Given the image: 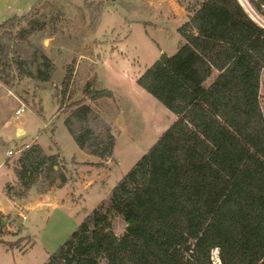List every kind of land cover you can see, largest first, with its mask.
Instances as JSON below:
<instances>
[{
  "label": "trees",
  "instance_id": "16d2710c",
  "mask_svg": "<svg viewBox=\"0 0 264 264\" xmlns=\"http://www.w3.org/2000/svg\"><path fill=\"white\" fill-rule=\"evenodd\" d=\"M198 1L178 29L176 52L162 53L136 79L175 121L115 185L106 206L87 215L44 264H264V28L239 0ZM246 2L264 17V0ZM26 15L0 24L5 84L52 78L53 64L36 41L47 18L35 8ZM86 92L91 101L108 95ZM73 105L65 125L77 146L110 157L111 127L89 104ZM60 164L58 154L26 145L13 166L20 190L11 195L41 179L64 185ZM117 215L126 225L120 235L108 225Z\"/></svg>",
  "mask_w": 264,
  "mask_h": 264
},
{
  "label": "rangeland",
  "instance_id": "374dc122",
  "mask_svg": "<svg viewBox=\"0 0 264 264\" xmlns=\"http://www.w3.org/2000/svg\"><path fill=\"white\" fill-rule=\"evenodd\" d=\"M239 1L257 19L258 12ZM198 2L0 0V24L19 11L21 17L32 8L44 13L47 24L35 40L53 64L52 78L45 82L0 80V161L7 149L15 151L0 166V264L46 263L87 215L106 206L115 185L175 121L176 115L136 79L162 53L176 52L183 42L178 29ZM68 70L71 78L61 104ZM88 87L108 95L91 101ZM77 101L89 104L99 121L111 127L114 147L107 159L81 150L66 127ZM21 103L28 109L16 115ZM32 143L47 155L58 154L67 181L59 186V180L50 184L41 179L26 194L11 195L20 190L13 166L25 144ZM108 225L117 235L126 229L119 215ZM214 261L218 263L216 251Z\"/></svg>",
  "mask_w": 264,
  "mask_h": 264
},
{
  "label": "built area",
  "instance_id": "2783aa9c",
  "mask_svg": "<svg viewBox=\"0 0 264 264\" xmlns=\"http://www.w3.org/2000/svg\"><path fill=\"white\" fill-rule=\"evenodd\" d=\"M253 11V10H252ZM254 13V11H253ZM250 16V15H249ZM251 17V16H250ZM252 18V17H251ZM256 18L257 19H253L256 23H258L261 27L264 28V17L262 15H259L258 13H256ZM26 109H28V107L24 104V103H21L20 106L16 109L15 111V114L16 115H19L20 113L24 112ZM15 153L14 150L12 149H7L5 152H4V156H5V159L1 160L0 161V166L6 164L7 160L10 159V157ZM26 216L23 215V218H25Z\"/></svg>",
  "mask_w": 264,
  "mask_h": 264
},
{
  "label": "water",
  "instance_id": "95a60500",
  "mask_svg": "<svg viewBox=\"0 0 264 264\" xmlns=\"http://www.w3.org/2000/svg\"><path fill=\"white\" fill-rule=\"evenodd\" d=\"M18 13H19V14H18V16H21V14H22V11H19Z\"/></svg>",
  "mask_w": 264,
  "mask_h": 264
},
{
  "label": "crops",
  "instance_id": "0c3cea01",
  "mask_svg": "<svg viewBox=\"0 0 264 264\" xmlns=\"http://www.w3.org/2000/svg\"><path fill=\"white\" fill-rule=\"evenodd\" d=\"M19 131H21V129H19ZM28 145V144H25V146Z\"/></svg>",
  "mask_w": 264,
  "mask_h": 264
}]
</instances>
